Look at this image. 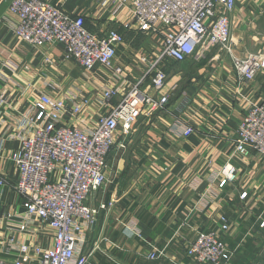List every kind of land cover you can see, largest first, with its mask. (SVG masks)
<instances>
[{
  "label": "crops",
  "instance_id": "crops-1",
  "mask_svg": "<svg viewBox=\"0 0 264 264\" xmlns=\"http://www.w3.org/2000/svg\"><path fill=\"white\" fill-rule=\"evenodd\" d=\"M47 1L72 15H84L87 27L98 34L132 19L128 8L113 16L110 7L101 6L102 0ZM11 2L0 0V96L8 98L0 105V140L5 136L0 177L9 184L18 177L9 159L20 145L12 136L20 130L15 121L35 99L43 93L86 94L91 103L84 117L93 118L86 124L90 126L110 110L100 105L98 94L112 83L110 70L97 66L86 73L78 62L64 58L59 44L34 47L22 41L13 29L18 17L10 11ZM231 21L232 52L216 47L199 61H168L169 103L151 116H141L135 129L118 139L124 146L109 155L108 182L89 201L109 206L89 232V264H194L187 250L203 230L219 231L231 250L230 264H264V157L253 151L244 159L235 153L247 100L264 96V71L254 81L240 83L232 58L264 55V0H236ZM127 38L119 61L129 69L140 48L150 46L142 45L145 37L134 32ZM135 67L138 71L134 68L127 88L143 70ZM121 96L110 102L116 105ZM189 126L194 132L186 136ZM229 163L238 170L232 182L220 171ZM20 203L12 186H6L0 212ZM221 215L228 219L227 231L221 230ZM154 247L165 256L149 259Z\"/></svg>",
  "mask_w": 264,
  "mask_h": 264
},
{
  "label": "built area",
  "instance_id": "built-area-1",
  "mask_svg": "<svg viewBox=\"0 0 264 264\" xmlns=\"http://www.w3.org/2000/svg\"><path fill=\"white\" fill-rule=\"evenodd\" d=\"M101 6L110 7L113 16L128 8L132 19L98 34L87 27L84 15H72L47 0L10 4L18 17L13 29L22 41L34 47L59 44L64 58L78 62L86 73L97 66L110 70L112 83L98 94L100 105L110 110L93 125H86L93 118L84 117L91 99L76 93L67 97L43 93L15 121L20 130L12 136L20 145L9 159L18 177L11 184L0 177V205L8 185L21 203L0 212V264H89L93 253L89 232L101 210L109 207L106 202L93 206L89 201L108 182L109 155L116 146H124L118 139L132 132L141 116H151L169 103L166 63L199 61L216 47L232 52L236 0H102ZM128 32L144 36L142 45L150 46L140 48L129 69L119 61ZM232 58L240 83L252 82L264 71V55ZM136 65L143 70L127 88ZM119 94L113 105L110 101ZM7 101L2 94L0 105ZM245 110L235 153L244 159L253 151L264 157V96L247 100ZM193 132V126L184 129L186 136ZM220 171L229 182L238 177L233 164ZM219 220L221 230H229L227 217L221 215ZM187 253L194 264H230L232 256L217 230L200 231ZM163 256L157 247L148 254L151 260Z\"/></svg>",
  "mask_w": 264,
  "mask_h": 264
},
{
  "label": "rangeland",
  "instance_id": "rangeland-1",
  "mask_svg": "<svg viewBox=\"0 0 264 264\" xmlns=\"http://www.w3.org/2000/svg\"><path fill=\"white\" fill-rule=\"evenodd\" d=\"M178 64V63H177ZM180 64V63H179ZM114 153V152H113ZM89 248H90V244H89V246H88Z\"/></svg>",
  "mask_w": 264,
  "mask_h": 264
},
{
  "label": "trees",
  "instance_id": "trees-1",
  "mask_svg": "<svg viewBox=\"0 0 264 264\" xmlns=\"http://www.w3.org/2000/svg\"><path fill=\"white\" fill-rule=\"evenodd\" d=\"M174 63H176V64H177V62H174Z\"/></svg>",
  "mask_w": 264,
  "mask_h": 264
}]
</instances>
